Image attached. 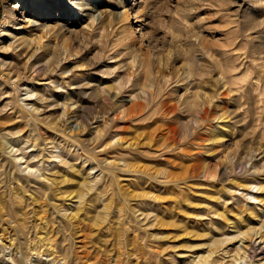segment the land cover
<instances>
[{"label":"rangeland","instance_id":"1","mask_svg":"<svg viewBox=\"0 0 264 264\" xmlns=\"http://www.w3.org/2000/svg\"><path fill=\"white\" fill-rule=\"evenodd\" d=\"M2 21L44 99L0 95L24 156L0 150V264H264V0H0Z\"/></svg>","mask_w":264,"mask_h":264},{"label":"bare ground","instance_id":"2","mask_svg":"<svg viewBox=\"0 0 264 264\" xmlns=\"http://www.w3.org/2000/svg\"><path fill=\"white\" fill-rule=\"evenodd\" d=\"M149 1V0H148ZM18 5H14L13 7H11V8H9V10H8V14H13L14 13V11H15V8L17 7ZM7 16V15H6ZM6 21V20H5ZM4 22L2 21V24L0 23V65L1 64H3L4 66L3 67H5V69L4 70H6V71H3V70H1V68H0V95H5L4 94V90H3V86L5 85V84H8L9 86H10V88H11V91H12V98L14 99V100H8L9 101V103H13L12 101H15V105L17 106V107H19V111L20 110H22V111H24V110H26L27 111V114L28 115H30V116H33V111H38L39 109H38V107L35 105V103L36 102H40V101H42V99H44V97H43V94H37V96L35 97V100H33V101H27L26 99H21V96H22V91L23 90H25V88L23 89V85H25L26 83L25 82H21L20 83V81H21V79L20 78H18V76H16L15 77V79H13V77H14V75H12L11 74V72H10V69H9V67H8V63H5L6 62V60H5V52H6V50H7V48L2 44V38H3V36H4V34L7 32V31H5L4 30V24H3ZM10 34H13V32H10ZM46 50H51V48L50 47H47V49ZM55 52V51H54ZM51 54H53V57H51V58H49V59H47L46 60V63L44 64V65H41V66H37V67H35V63H33L31 66H30V68H31V70L33 71V70H36V71H39V72H43V73H48L49 71H47L48 69H49V66H50V64L51 63H56L57 61H58V59H57V55H56V53H53L52 51L50 52ZM33 56H31V58H32ZM34 61V60H33ZM62 73V72H61ZM188 80H191L190 79V77L189 76H187L186 77ZM33 92V91H32ZM32 92H30L29 90H26L25 91V93L27 94H29V95H31V94H33ZM24 94V93H23ZM21 100H23V103H21ZM11 101V102H10ZM171 103V102H170ZM194 103V102H193ZM172 105V104H171ZM192 105V104H191ZM174 106V105H173ZM173 106H171V107H173ZM193 106V105H192ZM168 108H170V107H168ZM207 110V108H204V111H206ZM164 114H166V113H164ZM31 118V117H30ZM217 132V131H216ZM214 133V132H213ZM14 136V132H8V131H5V132H1V130H0V150H2L1 148H7V147H9V148H11V151H14L13 152V155H14V157L16 158V159H22L24 156H19V154H16L17 153V151L19 150V148H15V147H17L16 146V142H15V138H13V139H10V137L11 136ZM218 136V135H217ZM220 136V135H219ZM219 138V137H218ZM20 147V146H19ZM14 148H15V150H14ZM22 150H24V149H22ZM26 156V155H25ZM14 158V159H15ZM26 160H28L27 158H25ZM62 159V158H61ZM25 160V161H26ZM29 161V160H28ZM62 161V160H61ZM24 162V161H23ZM33 164V163H32ZM36 167H39V166H36ZM26 168H28L29 170H31V171H33V168H34V166H32V165H30L29 164V162L26 164ZM255 168V167H254ZM261 168V167H260ZM37 169V168H36ZM109 170L110 171H112L113 170V168H109ZM259 170V169H258ZM255 171V170H254ZM261 171V170H260ZM36 173V172H35ZM34 173V174H35ZM38 173H39V170H38ZM41 173V172H40ZM39 173V174H40ZM30 174H31V172H30ZM42 174V173H41ZM36 175V174H35ZM34 175V176H35ZM33 176V175H32ZM33 176V177H34ZM31 181V180H30ZM245 186V185H244ZM243 186V187H244ZM247 187V186H246ZM256 187V186H255ZM252 188V187H251ZM254 198H255V196H253ZM73 216V215H72ZM71 216V217H72ZM248 232V231H247ZM243 234V233H242ZM246 234V233H245ZM249 235V234H248ZM247 237V236H246ZM248 238V237H247ZM1 245V244H0ZM6 245V243L5 244H3L2 246H4V247H6L5 246ZM244 245V244H243ZM2 246H0V248L2 247ZM10 246V245H9ZM240 248L242 247V246H239ZM243 249V248H242ZM24 251V250H23ZM240 251V250H239ZM242 251V250H241ZM24 253V252H23ZM27 254V253H26ZM10 256V260L11 261H14V257L12 258V256H11V254H9ZM21 255V254H20ZM25 256V255H24ZM22 257V256H21ZM238 257L239 258H241V257H246V251L244 250L242 253H240L239 255H238ZM20 258V257H19ZM64 258V257H63ZM200 259H206V256H203V257H199ZM54 260V259H53ZM199 260V259H198ZM17 261V260H16ZM36 261V260H35ZM27 262H28V264H35L36 262H34V261H32V259L31 258H27ZM26 262V263H27ZM56 262V261H55ZM66 262V261H65ZM64 262V263H65ZM9 263H10V261H9ZM50 263V262H49ZM11 264V263H10ZM19 264V263H18Z\"/></svg>","mask_w":264,"mask_h":264}]
</instances>
